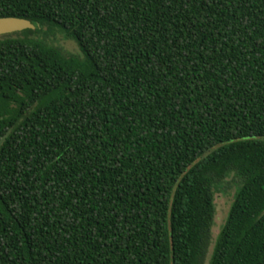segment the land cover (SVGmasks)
I'll return each mask as SVG.
<instances>
[{
	"label": "trees",
	"instance_id": "obj_1",
	"mask_svg": "<svg viewBox=\"0 0 264 264\" xmlns=\"http://www.w3.org/2000/svg\"><path fill=\"white\" fill-rule=\"evenodd\" d=\"M0 18L33 25L0 37V264H264V0ZM57 29L82 57L42 39Z\"/></svg>",
	"mask_w": 264,
	"mask_h": 264
},
{
	"label": "rangeland",
	"instance_id": "obj_2",
	"mask_svg": "<svg viewBox=\"0 0 264 264\" xmlns=\"http://www.w3.org/2000/svg\"><path fill=\"white\" fill-rule=\"evenodd\" d=\"M47 44L57 48L66 56L82 57L81 51L78 45L67 38V36L60 30H55L49 33L47 36L44 35L42 38ZM235 189L230 192L229 195L218 194L216 196V217L215 226L213 229L214 242L222 231L223 226L228 218L231 206L234 202ZM213 247L211 249L212 253ZM209 255V259L211 257Z\"/></svg>",
	"mask_w": 264,
	"mask_h": 264
},
{
	"label": "water",
	"instance_id": "obj_3",
	"mask_svg": "<svg viewBox=\"0 0 264 264\" xmlns=\"http://www.w3.org/2000/svg\"><path fill=\"white\" fill-rule=\"evenodd\" d=\"M30 21L19 18H0V37L32 29Z\"/></svg>",
	"mask_w": 264,
	"mask_h": 264
}]
</instances>
